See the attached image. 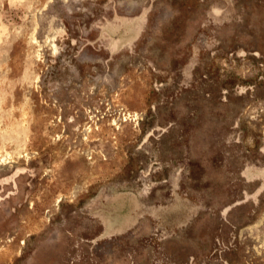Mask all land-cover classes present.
I'll list each match as a JSON object with an SVG mask.
<instances>
[{
	"label": "rangeland",
	"instance_id": "374dc122",
	"mask_svg": "<svg viewBox=\"0 0 264 264\" xmlns=\"http://www.w3.org/2000/svg\"><path fill=\"white\" fill-rule=\"evenodd\" d=\"M0 264H264V0H0Z\"/></svg>",
	"mask_w": 264,
	"mask_h": 264
}]
</instances>
